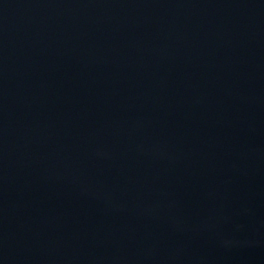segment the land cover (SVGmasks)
Here are the masks:
<instances>
[{"label": "water", "instance_id": "1", "mask_svg": "<svg viewBox=\"0 0 264 264\" xmlns=\"http://www.w3.org/2000/svg\"><path fill=\"white\" fill-rule=\"evenodd\" d=\"M0 264H264V0H0Z\"/></svg>", "mask_w": 264, "mask_h": 264}]
</instances>
